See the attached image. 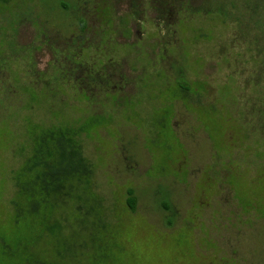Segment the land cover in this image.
Returning a JSON list of instances; mask_svg holds the SVG:
<instances>
[{
  "label": "rangeland",
  "instance_id": "374dc122",
  "mask_svg": "<svg viewBox=\"0 0 264 264\" xmlns=\"http://www.w3.org/2000/svg\"><path fill=\"white\" fill-rule=\"evenodd\" d=\"M52 126L92 169L28 229L14 177ZM23 237L53 264H264V0H0L1 251Z\"/></svg>",
  "mask_w": 264,
  "mask_h": 264
},
{
  "label": "trees",
  "instance_id": "16d2710c",
  "mask_svg": "<svg viewBox=\"0 0 264 264\" xmlns=\"http://www.w3.org/2000/svg\"><path fill=\"white\" fill-rule=\"evenodd\" d=\"M63 7L68 8L67 4H63ZM85 23L81 19V24L85 25ZM180 73L182 74V72ZM78 128L61 126L44 128L36 139L34 151L23 158L17 171V178L14 177L17 197L12 206L15 209L17 225L24 223L29 229L33 211L40 209L43 204L48 202L47 198L51 191L62 190L65 188V184L70 179H74L76 175L78 177L90 175L92 166L82 152V146L78 140L81 131ZM33 170L39 171L37 179L42 184L39 185V191L36 190L41 199L31 207L32 200L30 201V199L33 190H31L30 184ZM129 195L127 204L132 211H135L136 197L132 190L129 191ZM15 243L14 248L4 246L2 251L0 248V264H53L30 252V238L23 237Z\"/></svg>",
  "mask_w": 264,
  "mask_h": 264
}]
</instances>
